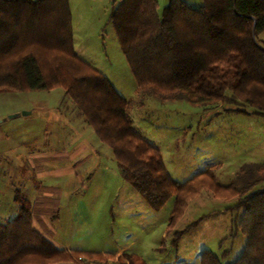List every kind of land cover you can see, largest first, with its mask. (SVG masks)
<instances>
[{
	"label": "rangeland",
	"instance_id": "obj_1",
	"mask_svg": "<svg viewBox=\"0 0 264 264\" xmlns=\"http://www.w3.org/2000/svg\"><path fill=\"white\" fill-rule=\"evenodd\" d=\"M183 1L195 8L202 4V0ZM157 2L160 12L169 0ZM111 7L107 0L74 4V20L81 19V11L89 30L76 29L71 35L73 51L130 102L127 116L132 127L158 148L170 177L186 188L200 177L203 187L168 227L177 195L172 193L159 210H153L123 179L112 147L96 134L85 109L57 82V75L64 74L60 67L77 77L88 71L60 47L48 49L43 41L47 38L38 36L31 47H24L22 39L12 51L34 52L46 88L0 90V223L16 217L21 201L33 206L39 196L46 200L42 211L46 230H54L57 240L101 254L100 259L52 264H128L125 256L131 254L145 264H201L205 249L221 264H234L246 236L239 226L243 210L226 211L239 198L229 186L264 189V173L251 166L264 165V115L237 100L197 105L138 87L109 20ZM260 37L264 40V33ZM8 58L14 55H0L6 63ZM188 190L184 188L181 195ZM203 215L175 246L174 232Z\"/></svg>",
	"mask_w": 264,
	"mask_h": 264
},
{
	"label": "trees",
	"instance_id": "obj_2",
	"mask_svg": "<svg viewBox=\"0 0 264 264\" xmlns=\"http://www.w3.org/2000/svg\"><path fill=\"white\" fill-rule=\"evenodd\" d=\"M109 20L138 87L197 105L221 100L235 104L237 100L252 107L255 114L264 115V40L260 37L264 33V0H202L197 8L183 0H169L160 12L157 0H122L112 9ZM71 35L68 0H0V46L4 48L0 55H14L7 63L0 59V90L47 86L34 52L12 51L22 39L24 47L35 44L38 36L47 38L43 41L48 49L60 47L88 72L77 77L67 67H60L64 74L57 75L58 84L85 109L96 134L112 147L123 179L153 210H159L172 193L177 195L168 222V227L173 226L185 202L203 187L200 177L187 188L170 177L158 148L132 127L127 116L130 102L101 72L75 54ZM251 166L258 174L264 173V165ZM229 187L233 195L239 193V198L226 211L243 210L239 226L246 236L234 264H264V189ZM184 188L189 190L182 196ZM27 202L21 201L14 219L0 223V264L100 259L101 254L88 251L68 252L38 232ZM205 216L175 231V246ZM228 252L223 251L222 256ZM125 258L128 264H145L134 254ZM201 264L221 263L205 249Z\"/></svg>",
	"mask_w": 264,
	"mask_h": 264
},
{
	"label": "crops",
	"instance_id": "obj_3",
	"mask_svg": "<svg viewBox=\"0 0 264 264\" xmlns=\"http://www.w3.org/2000/svg\"><path fill=\"white\" fill-rule=\"evenodd\" d=\"M88 1H90L91 3L97 2L98 0H68L69 3V9H70V14H71V27H72V34L75 33L76 29L77 31L80 30L81 32L89 30L86 29L88 28L87 24L84 22L85 18L83 17V13L81 11L78 12V14L81 16L80 20L75 21L74 17V4L76 3H87ZM103 1V0H102ZM120 0H107V3L111 2L112 3V7L110 9L109 12V19H110V14L112 12V9L114 8V6L116 5L117 2H119ZM102 29V27H101ZM128 65V64H127ZM38 190V188H37ZM41 201L38 204V201ZM46 202V200H41L39 196L36 197L35 202L32 206L31 204V216H32V225L33 227L40 232L41 234H43L46 238H48L51 242H53L56 246L66 250V251H72V250H81L78 249V247L75 245L73 246L72 244H70V242L68 240H57L56 238V232L54 230H46L45 224L47 221L46 216L42 213V211L44 210L43 208V203ZM49 202V201H47ZM81 251H86V250H81ZM88 251V250H87ZM73 264H90L91 262H83V263H76V262H70Z\"/></svg>",
	"mask_w": 264,
	"mask_h": 264
},
{
	"label": "water",
	"instance_id": "obj_4",
	"mask_svg": "<svg viewBox=\"0 0 264 264\" xmlns=\"http://www.w3.org/2000/svg\"><path fill=\"white\" fill-rule=\"evenodd\" d=\"M29 112H24L23 114H28Z\"/></svg>",
	"mask_w": 264,
	"mask_h": 264
}]
</instances>
